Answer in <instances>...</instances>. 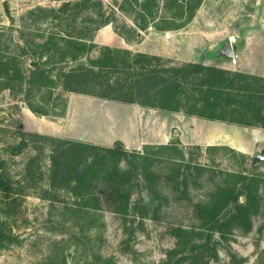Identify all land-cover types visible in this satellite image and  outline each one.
Segmentation results:
<instances>
[{
  "label": "rangeland",
  "instance_id": "rangeland-1",
  "mask_svg": "<svg viewBox=\"0 0 264 264\" xmlns=\"http://www.w3.org/2000/svg\"><path fill=\"white\" fill-rule=\"evenodd\" d=\"M137 1L0 0V57L10 67V80L0 79V172L10 184L8 195L0 190V233L5 238L0 264H264V160L256 158L264 156V148L259 141L247 153L207 151L180 143L185 162L179 181L173 161L161 159L151 164L149 179L143 166L131 169L123 161L121 168L131 172L126 212L115 210V189L102 181L94 189L100 204L78 196L69 174V167L76 164L69 152L62 151L61 142L120 146L118 140L110 147L93 142L108 134L102 114H109L114 131L118 126L123 131L119 123L124 119L119 112L123 102L66 91L62 74L81 65L92 67L91 61L101 60L107 49L153 52L163 58L162 62L132 63L130 70L123 65L125 61L118 68L95 67L100 77H85L79 86L85 92L119 97L132 87L130 77L125 81L127 72L138 78L151 64L173 68L189 63L175 59V54L215 66L221 62L215 55L222 44L228 40L235 44L246 37V27L252 23L264 24V0H205L182 30H142ZM164 15L168 12L161 9L158 16ZM75 44H83L77 62L72 60L78 53ZM91 46L94 48L87 52ZM36 69L55 84L32 87ZM71 85L78 88L75 81ZM69 104L74 106L75 125L83 129L87 141L69 131L64 118ZM29 105L39 110L38 115ZM130 108L134 110L127 106V114L132 119L136 114ZM152 114L157 118L151 126L161 133L164 115L169 114ZM143 128V139L154 136L147 130L148 124ZM176 134L172 142H179ZM154 142L148 144L152 149L161 144L160 140ZM88 153L83 152L84 163L89 162ZM135 156L129 155L128 161L138 164ZM252 177L261 183L258 208L252 212L248 231L228 222L233 203L211 216L204 214L203 209L216 204L215 199L226 189H235L239 203H244V178ZM152 192L160 193L159 211L143 212L155 194Z\"/></svg>",
  "mask_w": 264,
  "mask_h": 264
},
{
  "label": "trees",
  "instance_id": "trees-1",
  "mask_svg": "<svg viewBox=\"0 0 264 264\" xmlns=\"http://www.w3.org/2000/svg\"><path fill=\"white\" fill-rule=\"evenodd\" d=\"M205 0H140L137 1L139 6V28L148 30L154 27L157 31H178L187 27L194 19L196 13L202 6ZM5 8L8 11L7 4ZM161 9L168 12V15L159 17ZM150 19V20H147ZM110 24L106 22L105 25ZM94 45V44H92ZM78 52L72 57V60L77 62L82 51L83 44H75L73 46ZM94 46L88 48L91 51ZM99 61H91L92 67L84 68L82 65L71 71L69 74H62L63 89L66 91L91 94L97 97L116 100L127 104H137L146 108H153L160 111L182 112L187 116H196L209 121H220L225 123L238 124L245 127H259L264 129V78L250 75L241 72H233L217 68L215 66H206L200 63H186L173 68H164L162 66H146L142 73L137 78L136 74L127 72L128 77L132 80V87L126 93L119 97L111 95L93 94L85 92L79 88L80 84L85 81V77H100L95 73V67L106 68L119 67L121 61H125L123 65L128 69H133L132 63L146 60L149 64L151 61L162 62L163 58L149 54L136 53L129 51L107 49ZM124 53V54H123ZM122 54V56H121ZM139 64V62L137 63ZM147 64V65H148ZM166 67V66H165ZM37 72L30 80L31 86H36L38 83L43 88L52 87L53 81L45 75L41 70ZM35 70V71H36ZM10 67L0 57V79L7 83L10 80ZM20 81L23 77L19 76ZM75 81L78 88H74L71 83ZM4 83H2L3 85ZM21 85V84H20ZM5 88V86H2ZM112 91V89H110ZM31 111L38 115L39 110L34 106L29 105ZM64 146L61 148L63 152H69L73 160L69 167V174L72 175L73 184L78 190V196L81 199L92 201L99 204L100 197L95 192L96 183L102 181L109 184L110 188H114L117 195L118 205L115 210L118 212H126L130 206L131 192L129 191L130 170L121 168L123 161L131 164L136 168V165H141L145 169V177L148 179L150 175V165L157 160L173 161L178 168V181L182 175L181 170L185 162V153L181 148L180 142H171L168 145L151 146L146 145L142 151L129 152L124 145L117 143L114 148H102L93 144L84 142H61ZM149 149L152 152H149ZM233 150L229 147H208L206 150ZM83 152L88 153L89 162L84 163L81 159ZM142 152V154H141ZM136 155L140 161L135 164L134 161H128L129 155ZM53 167L57 170V160L54 159ZM203 168L201 167V171ZM261 180L252 177L251 179L244 178V194L246 200L244 203H239V195L235 193V189H226L219 194L216 204L211 208L203 209L205 215L211 216L213 212H217L221 207L231 205L233 203V211L229 214L228 222L233 224V227H244L249 230L251 227L252 212L258 208L259 187ZM0 190L6 195L9 194L10 184L7 178L0 172ZM152 190V189H151ZM153 191V190H152ZM155 193L153 198L143 207V212H149L153 209L159 211L161 201L159 194ZM77 196V197H78ZM94 197V198H93ZM119 202V204H118ZM87 205V204H86ZM135 207L138 209L139 204ZM5 238L0 233V250L5 247Z\"/></svg>",
  "mask_w": 264,
  "mask_h": 264
},
{
  "label": "crops",
  "instance_id": "crops-1",
  "mask_svg": "<svg viewBox=\"0 0 264 264\" xmlns=\"http://www.w3.org/2000/svg\"><path fill=\"white\" fill-rule=\"evenodd\" d=\"M259 25L260 26H256V24L252 23L247 26L246 37L233 44L236 47L233 60H222L215 56L217 60L221 61L214 64L215 67L264 78V24ZM252 30L255 31L253 32ZM239 36L241 37L239 34L235 35V37ZM147 54L156 55V53L153 52ZM184 57V55H174V58L177 60L197 63L195 59H184ZM200 64L209 66V64L207 65L205 63ZM127 106L133 107V111L136 114L135 117L132 116V119L131 116L127 114ZM119 107V112H121V116L124 117V119H122L123 122H119L120 125H122L123 131L121 132V130H119V126L118 129L116 128L117 130L114 131V125L108 120L109 114H102L100 117L104 120L103 124L105 123V128L107 129L108 134L107 136H104L102 140L97 138L93 143L110 147L112 145L111 142L118 140L127 150L132 149L142 151L144 146L149 143H155L154 141L157 142L160 140L161 144L159 145L170 144L173 140V134L177 133L176 136H178L179 142L184 146L198 145L200 147H205V149L208 147L225 146L247 153L251 148H254V144H258L259 141L260 146L264 148V129L259 127H253L255 130L252 129L251 131H247L243 129L246 128L245 126L220 121H209L196 116H187L182 112L160 111L153 108L142 107L137 104L127 103H122V106ZM128 111L133 112L131 108ZM152 112L169 114L167 117L164 115L162 121L164 131L161 133H158V129L151 126L157 118L154 114L151 115ZM65 114L64 118L68 121L69 131H71L73 135L77 132V134L80 135L78 136L79 139L87 141L88 139L86 136H83V129L81 131V129L79 130L81 127L75 125L77 124V118L75 116L74 106L69 104ZM134 120L136 121L135 125L133 123ZM146 124L149 125L147 130H149V133H154V136L150 135L147 139H143L141 133ZM77 128L78 131L76 130Z\"/></svg>",
  "mask_w": 264,
  "mask_h": 264
},
{
  "label": "water",
  "instance_id": "water-1",
  "mask_svg": "<svg viewBox=\"0 0 264 264\" xmlns=\"http://www.w3.org/2000/svg\"><path fill=\"white\" fill-rule=\"evenodd\" d=\"M235 51L236 47L232 44L230 40H228L226 43L222 44V46L217 50L215 56L221 58L222 60H233L235 56ZM256 158L258 160H264L263 155H257Z\"/></svg>",
  "mask_w": 264,
  "mask_h": 264
}]
</instances>
